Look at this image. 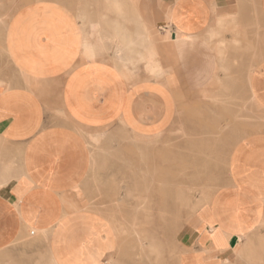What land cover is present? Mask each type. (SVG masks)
<instances>
[{"label": "crops", "instance_id": "crops-1", "mask_svg": "<svg viewBox=\"0 0 264 264\" xmlns=\"http://www.w3.org/2000/svg\"><path fill=\"white\" fill-rule=\"evenodd\" d=\"M124 11L0 0V264H155L113 225L160 223L178 264H264V0Z\"/></svg>", "mask_w": 264, "mask_h": 264}, {"label": "rangeland", "instance_id": "rangeland-1", "mask_svg": "<svg viewBox=\"0 0 264 264\" xmlns=\"http://www.w3.org/2000/svg\"><path fill=\"white\" fill-rule=\"evenodd\" d=\"M138 0H95V5L97 10L102 11L97 12L103 17V13L111 14L113 25H118L121 19H125L121 14H124V10L135 8ZM106 10V11H104ZM101 17V18H102ZM255 115H256V129L259 125H264V109L255 104ZM241 133L243 134L244 130L247 132L248 127L242 128ZM254 128H252L253 130ZM173 135V134H172ZM180 136H188L181 130ZM155 140V139H154ZM0 145L2 143L0 141ZM166 147V145H163ZM158 149V140H155V154L159 153ZM164 153L163 150L160 151ZM155 160V161H154ZM167 161V160H165ZM149 166L157 162V158H150L148 161ZM147 164V161L145 162ZM158 166L155 165V186L159 184V181L163 180L162 176L158 175ZM156 189V187H155ZM170 195L168 192L159 193L158 199L159 203L157 208H155V220L168 221V220H180L183 221V215L189 216L194 211V203L192 204L193 208H188L190 202H180L181 208H173L166 202L161 203V200H168L167 197ZM192 200L196 199L199 196H204L203 193H192ZM156 196V192H155ZM196 197V198H195ZM169 205V206H168ZM141 211V210H140ZM144 213L150 210H142ZM151 212V211H150ZM174 215H173V214ZM146 216V214H145ZM180 216L179 219H177ZM183 224H172V223H160V224H115L113 228L117 232L118 236L121 238H128V242H133L135 254L139 259H147L151 261V256H155V264H167V263H177L180 258L179 250V241L178 237L180 231L183 229ZM35 230H32L31 233H34ZM256 232L264 233V224H261ZM263 241H257L255 243L261 244ZM264 246H262L263 248ZM256 248H259L258 246ZM135 257V258H136Z\"/></svg>", "mask_w": 264, "mask_h": 264}, {"label": "bare ground", "instance_id": "bare-ground-1", "mask_svg": "<svg viewBox=\"0 0 264 264\" xmlns=\"http://www.w3.org/2000/svg\"><path fill=\"white\" fill-rule=\"evenodd\" d=\"M85 142V141H84ZM100 143V142H99ZM89 150V149H88ZM90 153V152H89ZM93 158V157H92ZM94 159V158H93ZM95 163V162H94ZM209 165V164H208ZM207 165V166H208ZM211 167H212V165H211ZM209 168H210V166H209ZM39 231V230H38ZM47 231V230H46ZM50 231V230H49ZM38 233V232H37ZM39 233H40V231H39ZM49 233V232H48ZM42 234H43V232H42Z\"/></svg>", "mask_w": 264, "mask_h": 264}]
</instances>
